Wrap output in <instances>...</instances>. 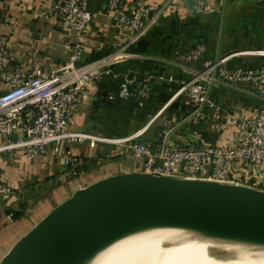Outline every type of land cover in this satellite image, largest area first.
I'll list each match as a JSON object with an SVG mask.
<instances>
[{
	"label": "crops",
	"instance_id": "crops-1",
	"mask_svg": "<svg viewBox=\"0 0 264 264\" xmlns=\"http://www.w3.org/2000/svg\"><path fill=\"white\" fill-rule=\"evenodd\" d=\"M54 1L62 0H0V47L6 50L2 57L4 67L52 72L67 63L73 36L60 23L59 13L52 5ZM85 1L92 19L83 36L77 65L112 53L117 42H125L129 36L127 29L115 25L106 0ZM167 1L120 0V6L129 10L144 3L158 9ZM197 44H202L204 49L195 67L205 59L224 56H228L227 68L264 67V56L254 53L264 50V0H170L152 28L125 48L142 57L114 65V74L103 75L88 85L69 127L108 138L124 137L142 128L144 132L137 140L151 143L161 141L171 130L172 144L182 145L189 140L190 133L186 123L179 125L178 122L190 113L192 106L183 94L174 96V93L180 82L188 78L181 70L184 54ZM143 74L151 76L145 98L109 97L128 78ZM7 88L0 80V92ZM210 96L212 105L204 108L197 123L201 130L200 143L205 144L220 140L212 127L217 114H225L232 108L255 110L261 105L257 96L225 85L213 88ZM62 147L72 148V170L49 151L26 162L25 165H32L37 172H45L43 180L38 175L21 172L19 161H12L13 156L7 157L11 156L9 153H0V183L9 185L13 193L6 201L0 199V258L76 189L111 175L142 171L140 162L117 145L96 143L91 147L87 141L65 140ZM70 177L72 180L67 181ZM52 180L57 185L52 193L44 190L39 195H31L27 191ZM22 191L31 195L27 197L30 200L18 194ZM8 214L11 218H7Z\"/></svg>",
	"mask_w": 264,
	"mask_h": 264
},
{
	"label": "built area",
	"instance_id": "built-area-1",
	"mask_svg": "<svg viewBox=\"0 0 264 264\" xmlns=\"http://www.w3.org/2000/svg\"><path fill=\"white\" fill-rule=\"evenodd\" d=\"M169 3L170 0L158 9L141 3L123 10L120 0H106L115 25L127 29L129 36L125 42L118 41L112 53L77 65L75 62L81 58L83 36L92 13L85 0L54 1L52 5L59 13L60 23L73 36L69 60L57 71L7 69L2 63L6 50L1 46L0 80L8 88L0 92V153L22 150L27 158L37 159L51 146L52 153L60 156L62 164L72 170V148L62 147L65 140L87 141L91 147L107 143L130 153L146 173L264 189V67L227 68L228 56L208 58L195 67L204 49L202 44L185 52L181 70L188 78L180 82L174 93V96L183 94L192 106L190 113L178 122L179 125L186 123L190 133L189 140L182 145L172 144L171 130L161 141L151 143L137 140L144 132L142 128L124 137L108 138L69 127L88 85L96 83L103 75L114 74V65L142 57L125 48L152 28ZM254 53L264 56V50ZM150 82L151 76L147 74L130 77L109 97L143 99L149 94ZM219 85L257 96L261 105L255 110L232 108L225 114H217L212 127L220 140L213 144L200 143L201 130L197 123L204 108L212 105L211 90ZM11 194L12 188L0 183L1 200H7Z\"/></svg>",
	"mask_w": 264,
	"mask_h": 264
},
{
	"label": "water",
	"instance_id": "water-1",
	"mask_svg": "<svg viewBox=\"0 0 264 264\" xmlns=\"http://www.w3.org/2000/svg\"><path fill=\"white\" fill-rule=\"evenodd\" d=\"M118 228L264 240V189L143 171L111 175L53 207L0 264H75Z\"/></svg>",
	"mask_w": 264,
	"mask_h": 264
},
{
	"label": "bare ground",
	"instance_id": "bare-ground-1",
	"mask_svg": "<svg viewBox=\"0 0 264 264\" xmlns=\"http://www.w3.org/2000/svg\"><path fill=\"white\" fill-rule=\"evenodd\" d=\"M155 229L173 235L162 232L144 241L139 229L118 228L87 249L75 264H264V240Z\"/></svg>",
	"mask_w": 264,
	"mask_h": 264
},
{
	"label": "rangeland",
	"instance_id": "rangeland-1",
	"mask_svg": "<svg viewBox=\"0 0 264 264\" xmlns=\"http://www.w3.org/2000/svg\"><path fill=\"white\" fill-rule=\"evenodd\" d=\"M47 151H49V152H52V147L51 146H48V148H47V150H46V152ZM6 153H9V155H11V156H8L7 155V157H12L13 156V158H11V160L12 161H19L18 162V164H20L19 165V167H20V170H21V172H24V171H27L28 173L27 174H35V175H38L39 176V178L41 179V180H43V178L45 177V172L43 171V170H41L40 172H37V170L38 169H36L35 168V170L33 169V168H31L30 166H32V165H25V164H27L26 162L27 161H30L31 159H29V158H27L24 154H23V151L22 150H14V151H9V152H6ZM55 156H58V155H55ZM59 158H60V156H58ZM34 161H37V160H34ZM29 168V170H26V168ZM22 174V173H21ZM26 177H27V175H26ZM66 177H67V174H66ZM68 180H72L71 179V177L70 178H67V181ZM1 181V180H0ZM9 186V185H8ZM36 187L35 188H32V187H30V188H28L27 189V191L28 192H30V194L31 195H33V194H41V192H43L44 190L46 191V192H49V193H52L53 191H55L56 190V187H57V185L55 186V184H54V181L52 180V182H41V184L40 185H38V184H36L35 185ZM36 189V190H35ZM31 191H34V192H32L31 193ZM28 192H20V193H18L19 195H23V199H26L27 197H29V198H31V195L28 193ZM13 194V193H12ZM12 194H11V196H12ZM11 196L9 197V198H11ZM8 198V199H9ZM29 198H27L28 200H30ZM1 199V198H0ZM4 201V200H3ZM6 201V200H5ZM141 231V233H142V238H143V240L144 241H149V240H151V238L152 237H155V236H160L161 235V233L162 232H164L163 233V235H168V236H170V237H172V235L173 234H170L169 232H165L166 230H162V229H155V228H151V229H143V230H140ZM179 233L180 232H176V233H174L176 236H179ZM152 237H151V236ZM221 243H223V242H221ZM217 244H220V243H217Z\"/></svg>",
	"mask_w": 264,
	"mask_h": 264
}]
</instances>
